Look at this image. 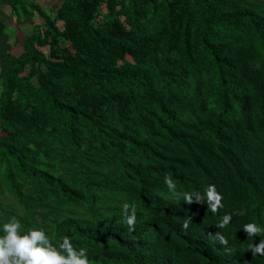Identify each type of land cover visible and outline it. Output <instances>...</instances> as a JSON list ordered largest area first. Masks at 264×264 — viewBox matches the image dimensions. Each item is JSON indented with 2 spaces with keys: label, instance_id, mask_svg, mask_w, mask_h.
Segmentation results:
<instances>
[{
  "label": "trees",
  "instance_id": "obj_1",
  "mask_svg": "<svg viewBox=\"0 0 264 264\" xmlns=\"http://www.w3.org/2000/svg\"><path fill=\"white\" fill-rule=\"evenodd\" d=\"M8 3L31 27L0 58V237L16 218L90 264H264L243 230L264 227V0Z\"/></svg>",
  "mask_w": 264,
  "mask_h": 264
},
{
  "label": "clouds",
  "instance_id": "obj_2",
  "mask_svg": "<svg viewBox=\"0 0 264 264\" xmlns=\"http://www.w3.org/2000/svg\"><path fill=\"white\" fill-rule=\"evenodd\" d=\"M56 3L54 1L51 4ZM165 184L170 192L177 199L182 198L185 204L204 203L207 201L208 209L211 213L216 214L224 207L222 203L223 197L217 192L215 185H209L204 193L199 192L189 193L176 192V182L170 177L165 176ZM241 210L236 215H244ZM123 215L128 226V232L131 234L135 231L137 222L135 205L124 204ZM231 214H225L220 218L219 228H225L232 221ZM191 218H187L182 225L184 229L189 227ZM21 223L16 218L11 219L4 224V236L0 237V264H90L87 250L85 248H75L68 237L62 238L60 245L54 246L43 229H31L27 234L20 235ZM244 232L249 236H264V227L258 226L256 223H248L243 225ZM210 237L218 241L221 245L227 246L228 240L216 232ZM130 239H135L130 235ZM252 254L264 256V239L260 243L253 245L251 248Z\"/></svg>",
  "mask_w": 264,
  "mask_h": 264
},
{
  "label": "rangeland",
  "instance_id": "obj_3",
  "mask_svg": "<svg viewBox=\"0 0 264 264\" xmlns=\"http://www.w3.org/2000/svg\"><path fill=\"white\" fill-rule=\"evenodd\" d=\"M33 1L35 2V4L36 3L38 4V5L37 4L36 5L40 9V12L51 14L52 8L48 7V5L53 3L55 0H33ZM13 14H14V12H9L10 16H12ZM31 14L33 16L32 12H31ZM34 16H35V12H34ZM33 22H36V20ZM16 23H17V21H10V20L0 21V58L2 56V53L7 50L6 48L8 47V45L13 43L14 40H15V42H14V46L12 47L11 54H13V55L17 54L21 49V45L19 42H21L22 36L25 33H27L31 27L30 23L29 24L28 23L23 24V23L19 22L18 30L14 31V29H11V28H14L13 26ZM6 67H7V61L0 62V70L5 69ZM6 199L12 200L8 196L6 197Z\"/></svg>",
  "mask_w": 264,
  "mask_h": 264
},
{
  "label": "crops",
  "instance_id": "obj_4",
  "mask_svg": "<svg viewBox=\"0 0 264 264\" xmlns=\"http://www.w3.org/2000/svg\"><path fill=\"white\" fill-rule=\"evenodd\" d=\"M57 1V0H55ZM10 5L8 3V0H0V21H16L17 20V16H15L14 14L12 16L9 15V12H12V10H10ZM18 27H19V22H17ZM15 29L14 31L18 30ZM14 29V28H11Z\"/></svg>",
  "mask_w": 264,
  "mask_h": 264
}]
</instances>
